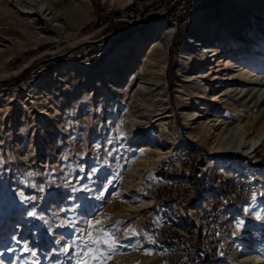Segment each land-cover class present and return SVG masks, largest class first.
Wrapping results in <instances>:
<instances>
[{
	"label": "rangeland",
	"instance_id": "1",
	"mask_svg": "<svg viewBox=\"0 0 264 264\" xmlns=\"http://www.w3.org/2000/svg\"><path fill=\"white\" fill-rule=\"evenodd\" d=\"M89 1L90 20L78 31L75 25L65 22L62 28L45 33L44 36L49 39L38 47H29L22 53L13 52L11 56H0V83L6 86L1 93L29 87L27 85L32 81L18 79L22 74H17L20 66H36L44 59L66 53L77 46L71 47L75 44L72 34L78 32L77 39L91 38L87 35L92 33L89 28L94 24L96 14L102 10L120 9L104 3V0ZM189 2L194 3L193 0ZM225 2L204 0L201 6L192 11L189 20L182 19L179 22L170 46L166 70L172 108L166 119L168 129L171 135L178 133L181 144L186 139L207 157L213 156L209 149L192 141L186 134L177 102L180 94L176 92V85L183 47L194 32H207V28L211 27L209 20L204 21L200 28L194 27L197 15L219 8ZM77 4L78 0H64L55 4L53 11H72ZM220 10L222 14L228 12L227 9ZM237 10L239 12L241 9ZM238 12L236 14L240 16ZM251 15L249 13L240 23L237 22L238 26L232 24L237 18L235 15L220 32L210 31L208 35L215 37L222 33L228 39L226 49L232 47L233 31L244 35L245 39L252 42V46L244 45L242 51L251 50L253 54L251 60L242 63V66L252 72L258 68L263 74L264 34L260 32L264 23L258 20L261 15H257L258 19ZM17 20L0 19V47L9 45L8 40L30 43L32 35L25 31L35 34L40 32L39 26L33 22ZM223 53L221 56H225ZM75 62L80 60L63 59L61 65L57 63L46 74L38 77L43 79L60 67ZM236 62L237 56H232L222 58L220 63L210 67H214L218 77L228 79L226 75L237 73L220 70H228L227 66ZM98 64L100 62L94 68ZM126 66L131 68V65ZM204 75L203 82L206 83L209 81L206 77L211 72H205ZM73 77L67 74L66 84L60 82L49 90L45 98L38 101L50 118L36 116L16 101L12 102L6 112H0V264H78V261L84 259H88L89 264H101V261L84 255L88 248L96 247L88 245L89 234L97 237L101 230L115 232L117 241L116 250L109 253L110 258L103 261V264H169L151 241L148 225L155 222L156 227H159L158 219L165 209L157 203L161 194L167 193V190L161 188L165 174L158 172L159 165L165 161L177 162L181 144L176 146L175 152L167 159L154 166H144L142 161L146 157L140 151V146L146 142L140 137L142 132L134 125V120L147 121L157 115L160 101L152 99L149 94L145 95L144 101L138 94L132 98L138 89L137 76H130V84L120 94L109 93L102 87L95 91L81 92L80 81ZM240 82L236 79L232 82L207 84L210 86L208 96H222L221 99L227 102L222 119L233 126L250 121L254 132H257L264 124V119L257 117L260 109L255 107V99L244 97L240 101L229 91L247 88ZM209 100L211 97H208ZM204 104L207 105H200L195 110L209 108L213 111L218 105L216 102ZM146 152L151 153L153 158L158 156L156 152ZM217 156L222 160L220 166L231 162L227 161V155L220 153ZM210 163L217 170L214 162ZM139 167L144 168V180L132 184ZM255 199L264 201L260 200L261 196ZM147 201L153 202L150 208L143 206ZM250 205L251 202L233 218L230 237L234 240V253L241 256L247 252L248 247L256 244L257 254L264 257V208L257 213L253 212L257 220L254 221ZM96 220L102 221V224L89 227ZM99 247L107 251V245L101 244ZM233 259L231 256L232 264Z\"/></svg>",
	"mask_w": 264,
	"mask_h": 264
},
{
	"label": "bare ground",
	"instance_id": "2",
	"mask_svg": "<svg viewBox=\"0 0 264 264\" xmlns=\"http://www.w3.org/2000/svg\"><path fill=\"white\" fill-rule=\"evenodd\" d=\"M63 1L0 0V19L11 20L12 18H17L21 22L31 21L34 25L39 26L40 30L36 34L25 31L26 34L32 35L31 40L29 39L30 43L8 40L9 45H1L0 56L7 54L11 56L13 52L22 53L29 47H38L41 43L48 41L49 37L44 36L45 33L62 28L65 22L75 25L77 27L76 31H78L83 24L90 20L91 4L89 0H78V4L72 11H53L55 4ZM132 1L104 0V3L122 9ZM220 8L222 10L227 9L228 12L226 11L227 13L222 14ZM237 9L241 10L238 12ZM237 12L240 16L236 14ZM249 13H252L255 19H258L257 15H261L258 20L264 23V0H226L225 4L219 8L201 12L195 19L194 27L200 28L206 20H209L211 27L207 28L209 29L207 32H194L195 34L191 36L190 41L183 47L181 53L176 92L180 94L177 96V102L180 106V114L183 118L185 131L192 141L209 149L210 154L213 156H208L206 160L209 163L214 162L216 168L220 166L222 161L217 156L220 153L227 155V161H234L231 158L233 153L248 157L256 155L259 150L264 148V124L257 132H254L250 121H244V123L233 126V124L221 118L224 110L227 109V102L221 99L222 96H208L210 86L207 84L217 83L218 81L232 82V80L238 79L241 81V85L247 88L231 89L229 91L234 97H237L235 99L240 101L244 97L255 99V107L260 109L257 117L264 119V73H260L258 68L252 72L242 66V63L251 60L253 54L251 50L242 51L243 46L247 45L250 47L252 42L245 39L244 35L233 31L231 33L232 47L226 49L228 39L223 37L222 33L215 37L208 35L211 34L210 31L214 33L220 32L233 16L236 15L235 17H237L232 21V24L235 25L246 18ZM237 24L235 26H238ZM261 27L263 30L260 34H264V25H261ZM77 34L78 32L72 34L75 44L71 45V47L92 41V36L91 38L83 37L77 39ZM175 34L176 28L174 26L155 22L146 30H138L135 32L134 38L128 39L117 46L115 51L110 53L108 58L96 68L85 69L81 67L80 62L68 63L55 73L47 75L43 79L35 80L33 84H30L25 89L0 93V112H6L11 107L12 102L16 101L34 115L45 119L50 118L51 116L47 113V110L38 101L45 98V95L48 92L50 93L49 90L60 82L65 83L67 74H71L74 76L73 78L80 81L81 92L86 90L95 91L102 87L112 94L122 93V89L131 81L130 76H137L139 80L138 89H136L137 91H135L132 98L136 96L135 94H138L144 101L145 95L149 94L152 99H157L161 103L157 111L158 114L150 120H134V125L139 128V132H142L140 135L141 139L146 142L143 146H140V151L146 157V159L143 158L145 160L141 158L143 160L142 163L144 166H154L172 155L176 150V146L181 144L178 133L171 135L168 129V122H166L172 110L166 70L169 50ZM222 52H224L225 56H221ZM74 56V53H71L67 57L71 60ZM232 56H237V62L227 66L229 67L228 70L220 71L237 74L226 75L228 79L218 77L214 67L210 66L214 63H220L222 58L228 59ZM126 65H131V68L129 66L127 68ZM30 66V64L20 66L17 74L25 71ZM208 71L211 72V75L206 77L209 81L204 83V73ZM122 82L125 84L121 85ZM208 97H211V100L207 101ZM205 102H216L218 105L213 108V111L209 108L195 110L200 105L206 106ZM154 118L156 119L154 120ZM151 135L155 137L152 138ZM146 150L156 152L158 156L153 158L151 153L146 152ZM133 177L135 179L132 184L143 181L145 177L144 168H137ZM129 188L131 189L132 185ZM259 196H261L260 200H264V189ZM255 198L251 201L249 208L251 218L254 221L258 210L264 208V201L262 202ZM152 205V201H147L143 204L146 208H150ZM254 211L256 213H253ZM262 225L264 226V221ZM234 246V240H232L230 256L235 258L232 260L234 264H264V257L257 254L256 244L248 247L247 252L245 251L246 253L241 256L235 255Z\"/></svg>",
	"mask_w": 264,
	"mask_h": 264
},
{
	"label": "built area",
	"instance_id": "3",
	"mask_svg": "<svg viewBox=\"0 0 264 264\" xmlns=\"http://www.w3.org/2000/svg\"><path fill=\"white\" fill-rule=\"evenodd\" d=\"M189 1L133 0L122 9L102 10L89 28L92 41L74 51L71 60L79 59L85 69L100 66L117 46L155 22L174 26L177 33L179 22L189 20L204 3ZM58 56L30 66L18 79L33 83L63 59L70 60L69 54ZM5 87L0 83V93ZM206 158L192 142L182 143L177 162L159 165L158 172L165 174L161 188L167 193L157 203L165 209L159 227L155 222L148 225V235L169 264H231L233 218L264 189V148L248 157L233 153L234 161L217 170Z\"/></svg>",
	"mask_w": 264,
	"mask_h": 264
},
{
	"label": "snow or ice",
	"instance_id": "4",
	"mask_svg": "<svg viewBox=\"0 0 264 264\" xmlns=\"http://www.w3.org/2000/svg\"><path fill=\"white\" fill-rule=\"evenodd\" d=\"M102 224V221L96 220L95 224L89 225V227H95V225ZM115 232H110L107 230H101V234L97 237H93L91 234L88 236V245H95V248H88V250L84 253L86 257H89L92 260L103 261L110 258L109 253L114 252L117 247V241L115 239ZM75 243V242H73ZM104 244L107 245V251H102L99 245ZM87 247V245H86ZM67 251V249H65ZM78 264H89L88 259H84L78 261Z\"/></svg>",
	"mask_w": 264,
	"mask_h": 264
},
{
	"label": "water",
	"instance_id": "5",
	"mask_svg": "<svg viewBox=\"0 0 264 264\" xmlns=\"http://www.w3.org/2000/svg\"><path fill=\"white\" fill-rule=\"evenodd\" d=\"M144 27H145V25H144L141 29H143ZM86 43H87V42H86ZM83 45H84V44L81 43V44L75 46L74 48L68 50V51L66 52V54H62V55H60V56H58V57L60 58V57H63V56H65V55H68V54H70V53H72V52L78 50V49L81 48ZM28 69H30V68H29V67L26 68V70H28ZM26 70H25V71H26Z\"/></svg>",
	"mask_w": 264,
	"mask_h": 264
},
{
	"label": "trees",
	"instance_id": "6",
	"mask_svg": "<svg viewBox=\"0 0 264 264\" xmlns=\"http://www.w3.org/2000/svg\"><path fill=\"white\" fill-rule=\"evenodd\" d=\"M183 142H184L185 144L189 143L186 139H183ZM164 207H165V206H164Z\"/></svg>",
	"mask_w": 264,
	"mask_h": 264
}]
</instances>
